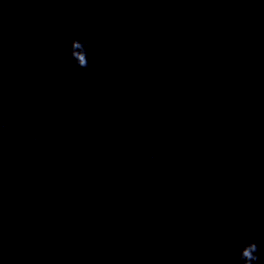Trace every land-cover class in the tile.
I'll list each match as a JSON object with an SVG mask.
<instances>
[{
  "label": "clouds",
  "instance_id": "1",
  "mask_svg": "<svg viewBox=\"0 0 264 264\" xmlns=\"http://www.w3.org/2000/svg\"><path fill=\"white\" fill-rule=\"evenodd\" d=\"M88 42L75 39L71 43V57L76 61L77 65L81 68L88 67ZM259 251L258 245L250 241L246 246L241 249L240 259L243 264H254L259 259L257 253Z\"/></svg>",
  "mask_w": 264,
  "mask_h": 264
}]
</instances>
